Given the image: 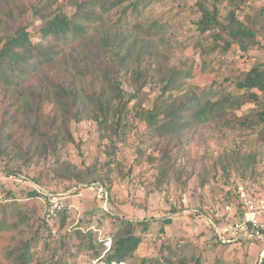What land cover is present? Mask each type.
<instances>
[{"label": "rangeland", "instance_id": "rangeland-1", "mask_svg": "<svg viewBox=\"0 0 264 264\" xmlns=\"http://www.w3.org/2000/svg\"><path fill=\"white\" fill-rule=\"evenodd\" d=\"M43 1H8L16 17L10 26L25 25L34 44L43 41L44 22L34 15L33 8ZM45 1L49 2L52 11H63L72 19L77 6L85 0ZM126 6L107 14L99 13L101 22L98 24H84L89 27L87 40L80 44L70 43L57 59L55 69H41L22 87L48 86V76L54 83L83 86L87 92V79L81 80L76 72L84 64L82 59L87 56L84 52L88 47H97L104 36L111 40L127 39V45L136 39L143 42L142 50L134 52L135 59L129 63V69L138 65L151 68L149 85L142 95V106L146 109H152L161 94L160 81L173 70L192 68L194 77L187 85L196 91L217 89L221 84L228 91H234L232 85H226V78H237L253 65L264 64V50L256 48L246 53L238 51L230 55L224 69L216 67L204 73L199 54L213 41L198 30L200 14L194 9V2L170 0L153 4L139 16L128 15L129 18L120 20ZM221 8L225 19L231 4L224 3ZM241 8L244 10L238 15L242 22L252 21L257 30L264 26V0H249ZM155 25L160 29L147 37L143 31ZM258 40L264 47L263 32ZM121 80L123 89L133 94L130 75L123 72ZM9 96L4 90L0 93V127ZM133 105L134 102L129 110ZM53 108L51 104L46 105L42 111L44 121ZM253 109V105H247L237 115H248ZM133 116L130 115L128 129L121 139H117L111 130L98 129L89 118L79 124L71 121L67 125L74 140L72 144L55 142L49 145L43 137L31 135L30 129L17 128L14 139L5 146L6 153L0 154V212L14 204L28 220L25 225L18 224L13 229L10 226L18 219H11L9 226L0 231V264H14L15 252L23 243H30L31 264H101L122 220L151 224L147 233L142 227L137 228L136 234L143 242L134 258L126 264L162 261L164 244L174 250L175 264L179 260L190 264L196 261L200 264H260L262 243L222 247L212 238L207 220L229 224L237 219L241 190L251 194L264 180L262 163H258L264 157V145L221 122L156 140L150 137L146 125ZM43 140L48 147L44 148ZM160 146L168 149L171 158L166 175L160 171L163 166ZM250 153H255L258 159L257 172L254 177L250 174L243 177L244 167L239 158ZM66 164L74 168L69 172L76 171L81 175L80 181L61 179V176H70L61 171ZM223 167H228V171ZM94 181L109 189L108 212L103 210L96 190H91L93 186H99L93 185ZM34 185L44 188L68 207L65 225L64 214L49 218V205L39 197H32ZM162 228L164 234L160 232Z\"/></svg>", "mask_w": 264, "mask_h": 264}, {"label": "trees", "instance_id": "trees-1", "mask_svg": "<svg viewBox=\"0 0 264 264\" xmlns=\"http://www.w3.org/2000/svg\"><path fill=\"white\" fill-rule=\"evenodd\" d=\"M8 1L10 0H0V93L4 90L10 95L0 127L1 155L6 153L5 146L14 139L15 131L19 127L30 129L31 135H35V138L43 137L49 145L55 142L72 144L74 140L67 130V125L71 121L79 124L89 118L96 123L98 129L111 130L117 139H121L128 129L131 114L134 115V119L146 125L148 134L156 140H165L194 127L221 122L244 132L264 145V64L253 65L237 78H226V85H232L234 91H228L222 84L217 89L196 91L187 85V81L194 77L192 68L173 70L160 81L161 94L152 109H146L142 106V95L149 85L151 68L138 65L132 70L129 69V63H133L135 59L134 52L142 50L143 42L139 43L136 39L130 46L125 44L127 39L111 40L104 36L97 47H88L84 52V54L87 52V56L82 59L84 64L80 65L76 72L81 80L87 79V92L83 86L67 87L54 83L48 76L46 77L48 86L43 84L40 88L22 87L25 81L32 79L41 69H55L57 59L70 43H84L89 31V27L84 24L100 23L99 13L107 14L127 4L120 16V20H123L129 18L128 15L139 16L153 4L170 0H85L77 6V12L72 19L63 11H52L49 2L44 0L33 8L34 15L44 22L41 30L43 41L39 44L31 41V35L25 25L16 28L10 26L11 23H15L16 17ZM188 1L194 2V9L200 14L197 22L199 32L207 34L213 41L210 47L200 51L202 72L212 71L216 67L224 69L230 55H235L238 51L246 53L256 48L264 50L258 40L262 32L264 33V26L257 30L252 21L245 24L239 19L238 12L240 10L243 12L244 8L241 7L247 5L249 0ZM224 3L231 4V10L225 19L222 18L221 8ZM21 14L19 10L20 21ZM159 29L155 25L143 32L149 37L154 30ZM123 72L130 75L133 94L123 89L121 80ZM133 102L134 105L129 110ZM48 104L54 108L44 121L42 111ZM247 105H253L254 109L248 115L238 117L237 112ZM43 141L44 148L48 147L46 141ZM160 152L163 161L160 171L162 175H166L171 161L170 154L166 147H162ZM239 161L244 167L242 176L250 174L254 177L258 161L255 153L241 156ZM258 163H262L261 175L264 177V157ZM223 168L224 171H228V167ZM70 169L74 168L69 164L61 168L63 173H70V176H61V179L80 181L81 175L76 171L69 172ZM93 183L102 186L95 184V181ZM251 194L259 197L264 195V180ZM31 195L38 198L35 191L31 192ZM241 211L242 203L238 214ZM68 213L67 207L63 212V225L66 223ZM0 214L2 215L0 231L9 226L11 219H18L16 223L11 224L10 227L13 229H16L18 224L25 225L28 220L18 212L14 204L5 207ZM215 222L220 224L219 220ZM120 226L117 235L112 239L110 250L100 260L101 264H126L134 258L143 242V238L136 234V230L142 227L147 233L151 224L147 221L133 223L122 220ZM160 232L165 233L163 228ZM15 254L14 264H31L33 261L30 243H23ZM174 255V250L164 244L162 261L157 260L155 263L175 264ZM178 264L190 263L179 260ZM194 264H200V261ZM260 264H264V257Z\"/></svg>", "mask_w": 264, "mask_h": 264}, {"label": "built area", "instance_id": "built-area-1", "mask_svg": "<svg viewBox=\"0 0 264 264\" xmlns=\"http://www.w3.org/2000/svg\"><path fill=\"white\" fill-rule=\"evenodd\" d=\"M39 199L44 204H48L47 210L49 218H56L63 214L65 206L52 194H49L38 186H33ZM91 190H96V197L100 201L104 211L108 212L109 193L102 186H93ZM77 191V190H75ZM242 193V211L238 214L237 219L232 223L217 224L213 220H207V226L212 233V238L217 244L223 246L233 245L235 243H244L255 246L262 243L264 246V195L259 197L253 194ZM264 257V247L260 258Z\"/></svg>", "mask_w": 264, "mask_h": 264}]
</instances>
